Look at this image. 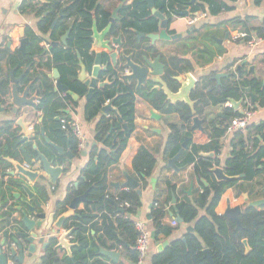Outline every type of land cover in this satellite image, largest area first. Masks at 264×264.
Listing matches in <instances>:
<instances>
[{
  "label": "trees",
  "instance_id": "16d2710c",
  "mask_svg": "<svg viewBox=\"0 0 264 264\" xmlns=\"http://www.w3.org/2000/svg\"><path fill=\"white\" fill-rule=\"evenodd\" d=\"M51 1L47 9L49 11L48 17L46 21H41L39 25L41 31L48 32L52 28L58 18L57 15L61 16L60 13L66 4L67 7L63 10V16L59 20L56 29L61 25V28L66 30L68 21L74 20L76 17H82L84 20L80 23L74 22L72 27L69 28L71 33L68 46L66 48L60 46L52 52V62L58 65L56 69L61 75L62 83L67 85L70 91L83 98L87 95L88 88L78 81L77 66H80V60L82 59L88 68L91 67L93 62L91 49L94 26L96 25L98 31L106 29L110 24L111 14L98 4L99 0ZM121 1L124 2V0ZM190 1L157 0L155 6L161 13L166 14L169 20H172L175 16H180L185 10H189L191 14L203 12L209 13L211 16H218L232 10L227 5L226 0H197V4L192 6L189 4ZM230 1L237 2L238 0ZM256 2L260 4L262 0H256ZM27 6L28 3L23 6V9ZM92 12H94V15H92ZM120 14L121 18H119L121 20L119 21L121 25L119 22L112 25L110 34L112 37H116L123 32L129 43L130 40L135 43L136 32L144 34H157L159 32L160 21L152 16L146 0H135L132 5L123 7ZM231 24L234 28L240 27L248 35L254 32L257 37L264 38V23L261 27L251 28L248 20L235 19L231 20ZM40 42L41 39L32 34L30 44L26 47L25 60L19 52L17 54L18 58L13 55L9 56L10 64L19 69L24 63L31 62L33 57L40 56L42 54ZM73 48L78 49L79 52L76 54L71 53L70 51ZM136 50L140 51L138 58H141L147 52L142 50L141 45H137ZM154 52H156L155 49ZM79 55L81 59H79ZM162 59L165 61L164 57ZM165 64L167 65V71L164 80L169 84L171 90L176 92L179 89V84L173 77L191 73L194 68L191 62L177 56L171 57L169 61H165ZM37 80L44 82L46 87L44 94L46 100H43L40 104V110L45 114L43 123L46 125V123L52 122L53 129L57 134H60L62 124L54 120L56 113L66 108L65 102H69V105H77L78 102L70 95L65 98L66 100L60 98L51 90L53 87L51 88L48 78H36ZM214 81L213 75L202 77L197 89L192 93L191 100L195 103V114L186 103L171 104L163 91H152L153 85L138 91L148 103L162 114L179 115V120L168 124L170 135L165 149V159L168 157L174 158L182 150L185 138H191L189 144L191 148L189 152H184V161L180 166L194 163L197 178L201 182L204 180L208 183V186L202 184L204 186L203 193L193 204L182 203L177 207L180 218L184 223L190 224L196 221L195 233L200 239L191 234L189 235L188 244L174 243L163 256L161 255L156 259L155 264H211L204 256L205 246L211 249L216 264H264V206L259 208L247 207L244 210L240 217L243 226L242 232L237 229L236 224L231 219L220 216L215 212L227 189L238 188L241 190V181L252 182L261 174L264 175V122L249 126L247 133L240 131L234 134L231 143V157L225 161L222 167L228 176L240 177L244 175L243 179L233 182H218L212 174V169L221 167L220 161L202 156L212 152L216 156L220 155V141L226 135L229 124L224 125L223 121L219 123H207L205 121L206 131L204 133L191 128L195 117L204 119L205 108L209 104L215 106L225 105L230 102V99L239 102L249 98V94L244 90L246 88L251 89L257 100V103L253 104L254 110L264 108V82L260 79H244V72L239 75L233 71L228 82L222 84L221 87H218ZM135 87V83L123 84L118 82L114 87H109L105 91L97 90L87 104L88 121L93 120L101 112L105 102L112 99H115L114 106L118 109V112L110 113L109 117L103 116L99 121L95 131V146L91 147L88 154L89 162L81 170L78 186H71L67 200L63 202L64 204L62 203L64 206H67L68 203L70 205L73 199L87 193V202L84 209L78 212L79 217L74 218L67 227L69 230L73 229L70 240L73 244H76L72 249L74 260L67 257L66 254L60 257L59 253L51 247L46 251L42 264H89L92 258L99 257L100 246L106 247L101 236L96 238V235L100 233H104L111 239L121 237L119 245L126 244L127 249H135L138 233L132 216L142 205L141 196L132 189L129 192H121L118 197L107 192L109 188L107 181L108 168L121 159L135 127V96L137 94ZM7 90L5 83L1 93L4 94ZM243 106L246 107L247 105L244 104ZM225 113L231 119L241 116L238 111L234 112L230 107L225 109ZM67 124L70 126L73 124V120L69 119ZM11 129L12 123L4 124V127L0 129V137L7 136L6 148L16 151L15 154L9 153L8 156L23 162L18 159L22 144L17 135L11 132ZM65 132L61 131L63 134L61 139L68 138V141L66 139L67 143L70 140V150L75 157H78L80 154L78 140L71 131H69V136H66ZM3 144L4 142L0 140V147H3ZM48 149L49 152L44 153L49 159L56 160L55 165L57 163L60 165L67 163L64 156H58L57 151L49 146ZM22 150L25 152L27 161L37 159L38 152L33 149L32 143L27 144ZM5 165L9 168L12 167L10 163H5ZM156 166L155 156L144 147L138 152L133 161L135 174L143 182L153 176ZM11 180L10 183L15 186L19 184V182ZM167 185L170 190L176 188L171 182H168ZM2 188L3 183H0L1 194L5 195L9 193V190H12V187H8L6 190ZM40 192L43 193V190H40ZM126 203L130 204V208L121 207ZM201 209H205L208 216L198 219L199 210ZM10 215H12L11 212L2 217L5 218ZM151 215L157 235L161 233L170 235L172 233L171 229L161 224V220L166 216L165 210L156 208L154 205ZM114 216H117L115 220L112 219ZM99 219L102 221L101 226L99 225ZM94 232L95 236L92 237L91 234ZM115 232L118 233L117 236H115ZM244 239L248 240L251 248L248 255H246L245 246L242 243ZM131 258L134 263H138V254L135 250L131 253ZM95 264L102 263L97 261Z\"/></svg>",
  "mask_w": 264,
  "mask_h": 264
},
{
  "label": "crops",
  "instance_id": "0c3cea01",
  "mask_svg": "<svg viewBox=\"0 0 264 264\" xmlns=\"http://www.w3.org/2000/svg\"><path fill=\"white\" fill-rule=\"evenodd\" d=\"M134 1L135 0H124V2L121 0H99L98 4L101 5L104 10L112 14L113 11L120 5H123V7L128 5L130 6ZM156 1L157 0H155V4ZM50 2L52 1L0 0V129L4 127V124L12 123L11 132L17 135L20 143L22 144V147H20L21 152L18 159L23 161L20 162L8 156L9 153L15 154L16 151L14 149L9 150L8 148H6V139H8L7 136L0 137V140L4 142L3 147H0V183H3L2 189L4 190L8 189V187H12V190H9V193H7L6 195L1 194L0 190V221L3 220L2 216L9 212H11L12 215L14 214L15 216L21 218V215L16 211V207L22 205V201L28 202L32 205H34L35 200L41 201L43 203V206L47 207L49 211L52 212L56 210L58 211V216H60L69 207V203L67 204V206H64L63 202L67 200L71 186H74L76 183L78 184L81 170L89 162L88 155H82V152L84 150H78L80 154L78 157H75V159L70 160L67 158V163L63 165L57 163L56 165H54L55 167H61L63 169V172L58 176L57 181L55 183H52L51 176L43 171L41 161H39L38 159L27 161L25 152L22 150L25 148V146H27V144L32 143V145L38 144V147L43 153L49 152L44 138L40 136L38 140L37 138L33 139V134L28 136L27 140H24V137L21 135V128L16 125L17 120L21 117L22 114L14 116L11 113L12 107L11 99L9 96V91L11 90L12 86L11 69L14 71V76L16 79H19L24 75L22 81L19 83L20 91H23L25 86H27L30 82H33L31 95H33L38 89L39 96L41 97L42 90L40 89L39 80L36 81V78L41 79L45 77L48 78L51 88H56V80L53 78V75L54 70L58 65L52 62V52L55 48H59L60 46L66 48V46L61 43V38L65 35L64 32L72 27L74 22H84L82 17H76L74 18V20L68 21V24H66V30H63L61 28V25L59 28H57V30L56 26L63 16L57 15L58 18L56 19V25L53 24L54 27L52 26V28L48 32L41 31L39 29V25L41 21H46L48 17L49 11L47 9L50 5ZM26 3H28V6L27 8L23 9V6ZM62 3L65 5L64 2ZM226 3L230 8H232V10H230L229 12H224L218 16H211L209 13L199 12L198 14H196L197 16H199L200 14H204L206 17L204 16L203 18H201L195 25L189 24V18L193 17L192 14H190L189 17H184L182 15L173 17L169 24L168 34L170 36L182 35V38L178 40H159L153 44L150 39L141 38L139 40L136 35V40L138 41L137 44L142 46V50L148 51V53L152 57H156L157 55L160 57L162 56L161 60L164 63L165 61H169L171 57L175 56L191 62L194 68L191 74L197 79L198 84L200 83L202 77L213 75V79L215 80L214 82L218 87H221L222 84H226L228 82L232 71L235 74L239 75L244 72V79H260L264 82V40L256 46H251L249 44V41L250 39L257 37L256 34L252 32L251 35H248L245 31H242L240 27L234 28L231 24V20L240 19L248 20L249 26L251 28H258L263 26L264 0H262L260 4H257L256 0H238L237 2L226 0ZM66 7L67 4L65 8H63V10L66 9ZM148 9L152 14V10L151 8H149V6ZM120 12L118 16L121 18ZM92 15H94V12H92ZM164 15L167 19V15ZM22 28L25 30L24 37L29 38V40H31L32 34L41 39L40 47L42 48V54L40 56L33 57L31 62L24 63L23 66L18 69L10 64L9 56L13 55L14 57H17V54L20 52V42L22 39L20 29ZM241 33H246L248 37L250 36V39L248 40V37L241 38L239 36ZM118 36L122 39V43H124V39L126 38L124 34L123 38L121 35ZM111 39L116 38L111 36ZM69 40L70 35L67 41L69 42ZM153 48L156 50V52H154ZM122 50L123 48H119V46H115V48L113 49L114 52L118 53H121ZM70 52L76 54L79 52V50L73 48ZM139 53L140 51H135L134 56L136 57V59H140L138 58ZM21 55L25 60L26 57L24 58L22 53ZM118 56H120V54ZM163 57L165 61L162 59ZM239 67H241V72L238 71ZM77 70L80 75L82 71L81 65L77 66ZM185 75L186 74L180 76L185 80ZM218 75H223L220 78L219 82L216 80V76ZM225 75H228V77ZM5 83L8 90L3 94L1 93V90ZM154 86L156 85H153V87ZM152 91L162 92L161 89ZM139 93L140 92H137L135 96V127L129 138L127 148L121 156V159L118 163L108 168L107 181L109 188L107 192L108 194L115 197H118L121 192H129L132 188L126 186V183L128 181L127 175L132 177L139 183L142 205L132 216V220L135 221L139 219L146 221L147 227L151 231V234L153 232L155 233V238L151 241L149 252L142 263L155 264L156 259L161 257V255L163 256L174 243L181 242L183 244H188L189 235L192 234L197 236V234L195 233L196 221L190 224L184 222L177 223L175 221L176 211L174 210V206L178 207L182 203L193 204L194 201L197 200L198 197L203 193L204 186L202 184L204 183H202L203 181L201 182L197 178L195 174L194 163L180 166L184 161V152H189L191 148V145H189L191 142V138H185V141L186 139H189L188 148L183 149V153L175 162V166L178 168V170L172 168L169 165V161L173 158L168 157L165 159V149L170 135L168 124L179 120V115L174 114L169 116L162 114L160 111L156 110L150 103H148ZM64 94L65 93L59 92V97L65 100ZM77 102V105H69V102H67V114L63 112L62 115L66 116L68 119H72L73 123L78 122L81 124L84 132L86 133L87 144L89 145V154L91 147L95 143L94 138L96 127L101 118L105 115L100 112L93 120L88 121L87 104L89 103V101H87L86 96H84L83 98H79ZM106 103L107 102H105V104ZM230 105V102L225 105L218 106L209 104L205 108L204 119L200 118L201 120H203L202 126L204 128V131H206V128L204 126L205 121L207 123H219L220 121H223L224 125H227V123L229 124L231 119H228L229 116L226 115L225 109ZM243 109H245V107L242 105L240 110ZM233 111L237 112L235 110ZM152 113L160 116V118H155ZM58 114H61V110L58 111ZM43 115L45 116L42 111L35 112L34 117H37L34 118V120L36 122H39L40 117H42ZM106 117H109V115ZM58 120L59 118H56L57 122ZM27 121H32V117L31 119H27ZM43 121L38 126L39 129L40 127L44 126L46 130V136L49 137L51 141H53L59 147L64 148L66 152L71 151L69 142H66V139L68 141V138L62 140L61 136L63 134H57L55 132V130L53 129V123L49 122L45 125ZM261 122H264V108H258L252 121L254 125H258ZM242 132L247 133V130H242ZM235 133H229L227 130L226 135L220 141V155L216 156L214 154L215 157L210 158L215 161L219 160L221 163V168L223 167L225 161L231 157V143ZM66 136L68 135L66 134ZM143 147L148 149L157 160V166L153 176L145 182H143L139 177L136 176L133 168V161L138 152ZM6 158H11L22 164H28L33 170H41L42 177H40L36 182L29 185L34 195L33 200H30L28 194L23 188L10 183V180L12 179L11 181L14 182L20 180L23 185L28 184L23 178L12 175L14 167L12 166L11 168H9L5 165V163H9L5 160ZM168 182H171L173 185H175V190H170L168 188ZM116 184L119 185V187H116ZM240 185L242 192L249 194L251 201L262 199L264 197V175L261 174L252 182L241 181ZM40 190H43V193H41ZM241 190H239L238 188L227 189L223 194L215 212L220 216H225L229 207L234 208L237 206H241L243 213L248 204L239 194V191ZM134 191L137 192V190ZM15 195H18V197H15ZM174 197L176 198V205L173 204ZM85 204L86 203L79 204L77 213L84 209ZM154 205L156 208L165 210L166 216L161 220V224L162 226L171 229L172 233L170 235H166L164 233L157 235L155 231L154 220L151 215ZM121 207L123 208L124 205H122ZM33 215L34 214H32L31 218H33ZM98 215L100 216V214ZM204 216H208L207 211L205 209L199 210L198 219ZM116 218L117 216H114L112 219L115 220ZM73 220L74 219L70 220L69 223ZM101 222L102 221L99 219L100 226ZM174 222H176V224H174ZM91 235L92 237L95 236V232ZM117 235L118 233L115 232V236ZM99 236L103 238L102 241H104V243L106 244V247L100 246V252L101 250H105L118 253L120 255L119 260L118 262H114L112 259L100 254L99 257L92 258L89 261V264H95L97 261L102 264H138L134 263L131 258V253L134 252L135 249L129 250L127 249L128 246L126 244L123 243V246L118 244L119 241H121V237H119V239H111L108 238L104 233H100L96 235V238H98ZM197 238L200 239L199 236H197ZM205 249L209 248L205 246L204 250ZM209 250L211 252V249ZM64 254V251L59 252L60 257H63ZM44 255L45 251H43L39 246L35 256L36 259L33 261H27L25 262V264H42L41 257H43ZM16 264L18 263L16 262Z\"/></svg>",
  "mask_w": 264,
  "mask_h": 264
},
{
  "label": "water",
  "instance_id": "95a60500",
  "mask_svg": "<svg viewBox=\"0 0 264 264\" xmlns=\"http://www.w3.org/2000/svg\"><path fill=\"white\" fill-rule=\"evenodd\" d=\"M146 1L149 8L152 10L153 16L159 19L161 22L160 32L158 34H149L148 36L144 33L137 32V38L139 40L141 38H148L153 44L159 40L172 41L182 38V35L170 36L168 34L170 22L168 19H166L164 14L155 8V0ZM196 2L197 0H191L189 4L192 6L195 5ZM122 7L123 5H120L113 11L109 19L110 24L106 29L103 31H98L96 25L94 26L92 37L93 43L91 49L93 62L91 67L88 68L85 61L81 59V56H78L79 59H81L80 65L82 68L81 74L78 77V81L88 88V94L86 96L87 101L93 97V94L96 90L105 91L109 87H114L118 82L123 84L135 83L136 92L140 91L142 88L148 87L149 85H156L152 90L161 89L171 104H176L179 102L186 103L191 108L193 114H195V103L191 100V95L197 89L198 81L191 73H187L185 75V80L182 79L181 76L173 77V79L179 84V89L174 92L169 87V84L164 80V76L166 75L167 71V65L161 60L160 56L152 57L148 52H146L140 59H133V55L122 54V56L119 57L118 52L113 51L115 46H122L120 37L118 39H111L110 36L112 25L119 19L118 15ZM60 14L63 15V10ZM190 14L191 13L189 10H185L181 13V15L184 17H189ZM56 23L57 20L55 21L54 25H56ZM70 33L71 29H69L61 38V43L66 47L68 46L67 39L69 38ZM20 34L22 39L19 50L25 58L26 47L30 43V40L29 38L24 37L25 30L23 28L20 29ZM238 71L241 72V67H239ZM11 72L12 86L11 90L9 91L12 107L11 113L14 116L22 114L17 120L16 125L21 128V135L24 137V140H27L28 136L33 134V139L37 138L38 140V138L41 136L44 138L45 143L49 147L57 151L59 156L64 155L70 160L75 159V155L71 151L66 152L64 148L59 147L53 141H51L49 137L46 136V130L44 126L40 127L39 129L38 126L43 121L44 115L40 117L39 122L34 120V118L38 116L37 115L34 117L35 112L41 111L40 101L43 98L39 96V90L37 89L38 91L36 90L35 93L31 95L33 82H30L24 87L23 91H20L19 83L22 81L24 75L21 78L16 79L12 69ZM222 76L223 75L216 76V80L219 82ZM225 76L228 77V75ZM53 78L56 80V88H54L55 92L67 93L68 95L72 96L76 102L79 100L80 96L70 91L69 88L62 83L61 75L57 69L54 70ZM39 85L40 89H43V91L46 89L44 82H39ZM244 90L246 93L250 94L253 99V103H255L256 99L254 94L251 93V89L246 88ZM114 101L115 99H112L103 105L101 109L103 115L108 116L111 112H118V109L114 106ZM230 103L233 110L238 111L240 115L244 114V111L240 110L243 100L237 102L236 100L230 99ZM152 115L155 118H160V116H157L154 113H152ZM31 117L32 121H27V119H31ZM228 119L231 118L228 117ZM202 123L203 120H201L199 117H195L193 119L191 128L205 132ZM188 143L189 139H186V141L182 144V150L169 161V165L172 168L178 170V168L175 166V162L183 153V149L188 148ZM38 146V144L33 145V148L38 152L37 159L41 161L43 171L51 176V182L55 183L58 176L63 172V169L61 167H55L54 165L56 160L49 159L48 156L44 154ZM93 146H95V143ZM88 147L89 145L87 144L86 150L82 152L83 156L88 155ZM202 156L205 158L215 157L214 153L204 154ZM5 160L14 167L12 175L19 176L28 183L27 185H23L20 180H17V182H19L17 186L23 188L28 194L30 200H33L34 195L29 185L42 177L41 170H33L28 164L19 163L18 161H15L11 158H6ZM212 174L218 182H233L244 178V175L240 177L228 176L221 167H214L212 169ZM127 180L126 186L131 187L133 190H137L138 194L141 195L139 183L128 175ZM203 183L208 186L206 181L203 180ZM77 186L78 184L76 183L75 187ZM115 186L119 187L117 184ZM239 194L244 198L245 202L248 204V207L257 208L264 206V198L251 201L249 194L243 193L242 191H239ZM15 197H18V195H15ZM22 202V205L16 207V211L21 215V218L13 214L9 217L3 218V220L0 221V264H7L9 260H14L18 264H25L27 261H33L36 259L35 256L39 246L43 251H45V253L51 247H53L57 253L64 251L67 257L74 260L72 249L76 246V244H73L70 240L73 229L69 230L67 227L69 226L70 220L79 217L77 209L79 204L87 202V193L83 196L73 199L68 209L60 216H58V211L56 210L52 212L49 211L47 207L43 206L41 201L35 200L34 205L28 202ZM176 203V198L174 197L173 204L176 205ZM174 210L176 211L175 221L177 223H183V220L178 214L176 206H174ZM32 214H34L33 218H31ZM241 214L242 207L237 206L234 208L229 207L225 216L231 219L236 224L237 229L242 232L243 226L240 218ZM154 238L155 233L153 232L152 239ZM242 243L245 246L246 255H248L251 252L249 242L247 239H244ZM203 253L205 258H207L211 264H216L209 249H205ZM100 254L112 259L114 262H118L120 257L118 253L105 250H101ZM43 257H41V263Z\"/></svg>",
  "mask_w": 264,
  "mask_h": 264
},
{
  "label": "built area",
  "instance_id": "2783aa9c",
  "mask_svg": "<svg viewBox=\"0 0 264 264\" xmlns=\"http://www.w3.org/2000/svg\"><path fill=\"white\" fill-rule=\"evenodd\" d=\"M204 16H205L204 14H200L199 16L196 15V16L189 18L190 19L189 24L195 25ZM239 36L241 38L248 37L246 33H241ZM263 40L264 38L255 37V38L250 39L249 44L251 46H256ZM254 115H255L254 112L246 110L243 115L231 119L228 129H227L228 132L235 133L237 131L246 129ZM63 126L64 128L66 127L68 131H71V133L78 140V149L86 150L87 138H86V133L84 132L81 124L78 122H74L73 124L69 126V125H66L65 121H63ZM124 207L130 208V204L126 203ZM174 224H176V222H174ZM134 226L138 233V237H137L136 245H135V251L138 254V264H142L145 257L147 256L149 252L150 244L152 241V234H151V231L147 227L146 221L137 219L134 221ZM7 264H16V262L14 260H9Z\"/></svg>",
  "mask_w": 264,
  "mask_h": 264
},
{
  "label": "flooded vegetation",
  "instance_id": "af4514ba",
  "mask_svg": "<svg viewBox=\"0 0 264 264\" xmlns=\"http://www.w3.org/2000/svg\"><path fill=\"white\" fill-rule=\"evenodd\" d=\"M193 16L194 15H196V14H192ZM168 19V21L169 22H171V20H169V18H167ZM120 20V18L117 20V21H119ZM116 21V22H117ZM120 23V25H121V22H119ZM133 31V30H132ZM121 33H123V32H121ZM119 34V35H121L122 36V38H123V34ZM136 35H137V32H136V34H135V43H133L131 40H130V43L128 42V39L127 38H125L124 39V43H122V46L121 47H119V48H123V50H122V52L120 53H118V54H120V56L119 57H121L122 56V54H126V55H132L133 54V59L134 58H136L134 55H135V51H136V47H137V38H136ZM146 35H148V34H146ZM116 39H118L119 38V36L117 37H115ZM121 42H122V39H121ZM135 48V49H134ZM148 52V51H147ZM65 85V84H64ZM67 86V85H66ZM68 87V86H67ZM69 88V87H68ZM42 90V92H41V97L43 98L42 99V101L43 100H46V97L44 96V94L45 93H43V92H46L45 91V89H44V91H43V89H41ZM52 91L55 93V94H57L58 96H59V92H55L54 91V89H52ZM97 91V90H96ZM95 91V92H96ZM95 92H94V94H95ZM43 93V94H42ZM252 93V92H251ZM88 94V93H87ZM94 94H93V96H94ZM249 94V93H248ZM65 95V98L68 96V94L67 93H65L64 94ZM87 96V95H86ZM249 96H250V94H249ZM255 97V96H254ZM93 98V97H92ZM91 98V99H92ZM90 99V100H91ZM256 99V98H255ZM66 100V99H65ZM89 100V101H90ZM41 101V102H42ZM66 103V108H67V102H65ZM257 103V100H256V102L255 103H253V99H252V97L250 96L249 98H246L244 101H243V103H242V105H247L246 107H245V109H243V111L245 112L246 110H249V111H252V112H254V113H256V111L257 110H254V107H253V104H256ZM231 104V103H230ZM230 108H231V105L229 106ZM66 108H64V109H61V114H58V113H56V117H55V119L54 120H56V118H59V122L62 124V128H60L61 129V131L62 132H65L68 136H69V131H68V129L65 127L64 128V126H63V121H65V123H66V125H68L67 123H68V118L66 117V116H64V115H62V113L63 112H65L66 113ZM60 111V110H59ZM112 113V112H111ZM67 114V113H66ZM255 116V115H254ZM254 116H253V118H254ZM231 118V117H230ZM253 118L251 119V121H250V123H249V125H248V127L246 128V129H244V131L245 130H247L248 128H249V126H251V125H253V123H252V121H253ZM242 131V130H241ZM66 159H67V157H65ZM248 207V206H247Z\"/></svg>",
  "mask_w": 264,
  "mask_h": 264
},
{
  "label": "rangeland",
  "instance_id": "374dc122",
  "mask_svg": "<svg viewBox=\"0 0 264 264\" xmlns=\"http://www.w3.org/2000/svg\"><path fill=\"white\" fill-rule=\"evenodd\" d=\"M257 38H259V37H257Z\"/></svg>",
  "mask_w": 264,
  "mask_h": 264
}]
</instances>
